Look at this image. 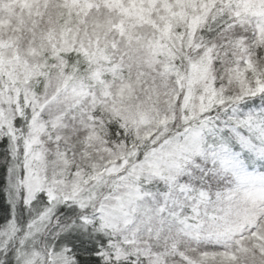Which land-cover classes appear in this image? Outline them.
Listing matches in <instances>:
<instances>
[{"label":"snow or ice","instance_id":"1","mask_svg":"<svg viewBox=\"0 0 264 264\" xmlns=\"http://www.w3.org/2000/svg\"><path fill=\"white\" fill-rule=\"evenodd\" d=\"M0 264H264V0H0Z\"/></svg>","mask_w":264,"mask_h":264}]
</instances>
